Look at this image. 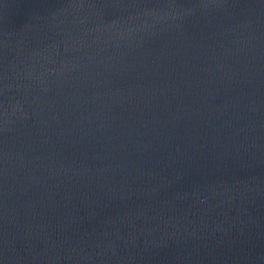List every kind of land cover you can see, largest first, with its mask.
Here are the masks:
<instances>
[{"label": "water", "instance_id": "1", "mask_svg": "<svg viewBox=\"0 0 264 264\" xmlns=\"http://www.w3.org/2000/svg\"><path fill=\"white\" fill-rule=\"evenodd\" d=\"M0 264H264V0H0Z\"/></svg>", "mask_w": 264, "mask_h": 264}]
</instances>
